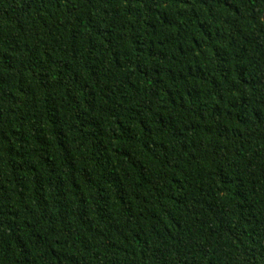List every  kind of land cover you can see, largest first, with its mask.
<instances>
[{
  "label": "trees",
  "instance_id": "trees-1",
  "mask_svg": "<svg viewBox=\"0 0 264 264\" xmlns=\"http://www.w3.org/2000/svg\"><path fill=\"white\" fill-rule=\"evenodd\" d=\"M0 264H264V0H0Z\"/></svg>",
  "mask_w": 264,
  "mask_h": 264
}]
</instances>
